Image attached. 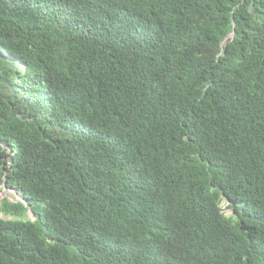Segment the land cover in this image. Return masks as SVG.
<instances>
[{
  "label": "trees",
  "instance_id": "1",
  "mask_svg": "<svg viewBox=\"0 0 264 264\" xmlns=\"http://www.w3.org/2000/svg\"><path fill=\"white\" fill-rule=\"evenodd\" d=\"M3 189L0 264H264V0H0Z\"/></svg>",
  "mask_w": 264,
  "mask_h": 264
},
{
  "label": "rangeland",
  "instance_id": "2",
  "mask_svg": "<svg viewBox=\"0 0 264 264\" xmlns=\"http://www.w3.org/2000/svg\"><path fill=\"white\" fill-rule=\"evenodd\" d=\"M1 195V194H0ZM3 199H8L9 201L11 202H15L17 200H19V196L15 194V192L13 191H4L3 193V197L0 198V202L3 200ZM29 214V213H28ZM30 215V214H29ZM31 216V215H30Z\"/></svg>",
  "mask_w": 264,
  "mask_h": 264
},
{
  "label": "clouds",
  "instance_id": "3",
  "mask_svg": "<svg viewBox=\"0 0 264 264\" xmlns=\"http://www.w3.org/2000/svg\"><path fill=\"white\" fill-rule=\"evenodd\" d=\"M5 190H6V189H5ZM5 190L3 189V191H5ZM6 191H7V190H6ZM0 194H1V193H0ZM15 194H16V193H15ZM19 201H21V200H20V197H19ZM31 217H32V215H31Z\"/></svg>",
  "mask_w": 264,
  "mask_h": 264
},
{
  "label": "bare ground",
  "instance_id": "4",
  "mask_svg": "<svg viewBox=\"0 0 264 264\" xmlns=\"http://www.w3.org/2000/svg\"><path fill=\"white\" fill-rule=\"evenodd\" d=\"M2 197H3V194L0 195V198H2Z\"/></svg>",
  "mask_w": 264,
  "mask_h": 264
},
{
  "label": "water",
  "instance_id": "5",
  "mask_svg": "<svg viewBox=\"0 0 264 264\" xmlns=\"http://www.w3.org/2000/svg\"><path fill=\"white\" fill-rule=\"evenodd\" d=\"M5 190V189H4ZM4 193V191L2 190V192H1V194H3Z\"/></svg>",
  "mask_w": 264,
  "mask_h": 264
}]
</instances>
